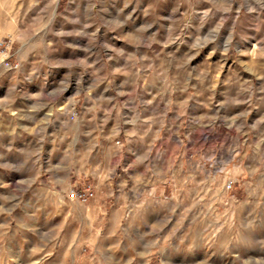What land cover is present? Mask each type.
Returning a JSON list of instances; mask_svg holds the SVG:
<instances>
[{
  "label": "clouds",
  "instance_id": "clouds-1",
  "mask_svg": "<svg viewBox=\"0 0 264 264\" xmlns=\"http://www.w3.org/2000/svg\"><path fill=\"white\" fill-rule=\"evenodd\" d=\"M0 264H264V0H0Z\"/></svg>",
  "mask_w": 264,
  "mask_h": 264
}]
</instances>
